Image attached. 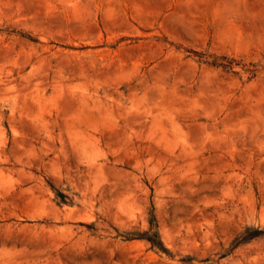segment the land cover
Here are the masks:
<instances>
[{"label": "rangeland", "instance_id": "1", "mask_svg": "<svg viewBox=\"0 0 264 264\" xmlns=\"http://www.w3.org/2000/svg\"><path fill=\"white\" fill-rule=\"evenodd\" d=\"M0 264H264V0H0Z\"/></svg>", "mask_w": 264, "mask_h": 264}]
</instances>
